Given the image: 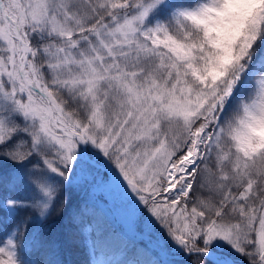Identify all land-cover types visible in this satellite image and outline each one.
<instances>
[{
	"label": "snow or ice",
	"instance_id": "6c2138e0",
	"mask_svg": "<svg viewBox=\"0 0 264 264\" xmlns=\"http://www.w3.org/2000/svg\"><path fill=\"white\" fill-rule=\"evenodd\" d=\"M0 264H264V0H0Z\"/></svg>",
	"mask_w": 264,
	"mask_h": 264
},
{
	"label": "trees",
	"instance_id": "16d2710c",
	"mask_svg": "<svg viewBox=\"0 0 264 264\" xmlns=\"http://www.w3.org/2000/svg\"><path fill=\"white\" fill-rule=\"evenodd\" d=\"M68 239L74 240L75 237H73L69 234ZM68 249H69V255H68L69 259H71L73 261H78L79 259H81V256L79 254V250L77 248H75L73 245L69 244Z\"/></svg>",
	"mask_w": 264,
	"mask_h": 264
}]
</instances>
